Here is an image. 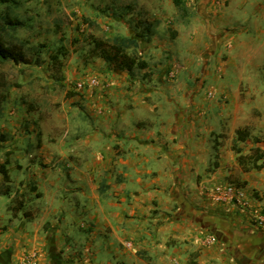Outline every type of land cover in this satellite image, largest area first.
Instances as JSON below:
<instances>
[{
  "label": "crops",
  "instance_id": "obj_1",
  "mask_svg": "<svg viewBox=\"0 0 264 264\" xmlns=\"http://www.w3.org/2000/svg\"><path fill=\"white\" fill-rule=\"evenodd\" d=\"M183 1L149 5L146 68L18 65L22 90L0 92V264H264V168L233 149L264 155V0ZM129 17L123 37L146 20ZM228 184L249 206L213 198Z\"/></svg>",
  "mask_w": 264,
  "mask_h": 264
},
{
  "label": "rangeland",
  "instance_id": "obj_2",
  "mask_svg": "<svg viewBox=\"0 0 264 264\" xmlns=\"http://www.w3.org/2000/svg\"><path fill=\"white\" fill-rule=\"evenodd\" d=\"M141 1H144L142 5ZM158 1L165 0H16L17 4L9 5L11 15L27 21L30 26L11 33L8 40L17 44L23 42L27 49H40L41 60L50 61L51 56L58 54L60 49L62 52L65 50L67 57L61 61L70 66L74 55L82 62L87 60L85 56L90 54L92 36L112 43L115 37L125 35L126 29H122L121 25L126 23L127 14L131 16L128 21L137 18V13L146 19L144 21H148L151 18L148 7ZM0 6H3L0 12L6 9V5ZM180 14L183 15V12ZM129 30H134L135 33L137 31L134 26ZM35 52L33 50L34 54ZM129 52L133 53V50ZM178 64L179 60L176 65ZM22 71L18 65L10 62L0 65L4 80L20 87L22 86L18 82L22 76H26ZM60 77L58 71L50 75L54 80ZM20 87L15 88L22 90ZM7 90L8 88L0 87V92L6 93ZM209 91L206 89V96L210 94Z\"/></svg>",
  "mask_w": 264,
  "mask_h": 264
},
{
  "label": "trees",
  "instance_id": "obj_3",
  "mask_svg": "<svg viewBox=\"0 0 264 264\" xmlns=\"http://www.w3.org/2000/svg\"><path fill=\"white\" fill-rule=\"evenodd\" d=\"M17 4L16 0H0V4L6 5V9L0 12V65L5 63H13L15 65H28V64H40L41 60V50L32 47L27 49L25 44L22 42L20 44L13 43L8 40L11 33L17 32L19 29L27 28L30 25L27 21L22 20L18 17H13L10 12L9 5ZM175 6L180 10L186 12V7L183 0H174ZM136 33L134 37H123L117 36L113 39L112 43L104 41L103 39L92 36V48L89 55L85 58L95 59L102 58L105 60L113 69L116 70H126L133 72L134 69H143L147 67V62L142 60L137 54V49L139 47V39H144L149 41V39L154 34V25L149 21L141 20L135 26ZM12 38V37H11ZM43 46H41L42 48ZM35 50V54L33 53ZM58 54L51 56V61L54 66L58 64L63 65L60 57H67V52L60 49ZM133 50V53L129 51ZM31 51V53H29ZM0 87L11 88L19 87L17 84H12L4 80L2 74L0 73ZM3 96H0V110L2 107ZM250 137V133L247 129H240L237 131V142H245ZM233 149L239 155V161L242 169L245 172L252 170H261L264 168V155L261 153L260 149L255 148L252 150L251 154L244 155L241 148L234 145ZM263 160V161H262ZM5 180L9 179L8 173L5 167L2 169Z\"/></svg>",
  "mask_w": 264,
  "mask_h": 264
},
{
  "label": "built area",
  "instance_id": "obj_4",
  "mask_svg": "<svg viewBox=\"0 0 264 264\" xmlns=\"http://www.w3.org/2000/svg\"><path fill=\"white\" fill-rule=\"evenodd\" d=\"M89 84L91 86H96L98 84V81L95 79H92ZM77 88L82 90L85 88V83L81 82L77 84ZM210 193L212 194L213 198L216 199L219 202H234L239 207H247L249 206L246 193L242 187H239L234 184H228L225 186L217 185L215 186ZM253 225L258 230L264 231V213H260L255 215L253 219ZM208 242L212 243L214 242V239L212 237L208 238ZM131 246V244H128ZM23 264H38L37 261V255L36 254H30L28 255Z\"/></svg>",
  "mask_w": 264,
  "mask_h": 264
}]
</instances>
